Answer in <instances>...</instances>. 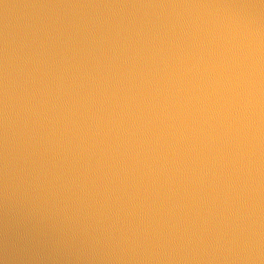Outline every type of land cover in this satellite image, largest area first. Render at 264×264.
Returning <instances> with one entry per match:
<instances>
[{
	"label": "water",
	"instance_id": "95a60500",
	"mask_svg": "<svg viewBox=\"0 0 264 264\" xmlns=\"http://www.w3.org/2000/svg\"><path fill=\"white\" fill-rule=\"evenodd\" d=\"M0 264H264V0H0Z\"/></svg>",
	"mask_w": 264,
	"mask_h": 264
}]
</instances>
